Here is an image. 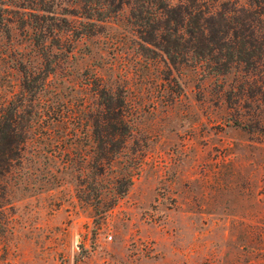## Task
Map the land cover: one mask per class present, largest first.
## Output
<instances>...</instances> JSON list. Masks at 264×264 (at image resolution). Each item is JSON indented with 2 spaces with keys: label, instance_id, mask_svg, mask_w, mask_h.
I'll list each match as a JSON object with an SVG mask.
<instances>
[{
  "label": "rangeland",
  "instance_id": "rangeland-1",
  "mask_svg": "<svg viewBox=\"0 0 264 264\" xmlns=\"http://www.w3.org/2000/svg\"><path fill=\"white\" fill-rule=\"evenodd\" d=\"M51 1L59 29L42 38L13 22L16 7L0 24V114L36 87L24 100L36 114L23 158L0 201V264H264V136L234 122L260 110L225 100L231 75L173 67L141 46L128 6L90 24L73 14L79 0ZM21 11L25 21L38 12ZM102 86L122 93L128 133L99 174L92 117ZM130 170L108 207L113 180ZM82 181L93 184L83 199Z\"/></svg>",
  "mask_w": 264,
  "mask_h": 264
},
{
  "label": "trees",
  "instance_id": "trees-1",
  "mask_svg": "<svg viewBox=\"0 0 264 264\" xmlns=\"http://www.w3.org/2000/svg\"><path fill=\"white\" fill-rule=\"evenodd\" d=\"M238 3V0H178L176 3L171 0H79V11L73 14L93 24L117 14L123 5L128 6V22L141 46L158 49L173 67L189 64L201 67L208 75L221 78L231 75L225 100L236 107L260 110L255 116L243 114L246 121L235 119L234 122L264 136V0H247L246 6ZM9 5L17 8L13 11V22L27 25L41 38L59 29L51 0H0V24L4 26L12 22L7 14L11 12L6 7ZM27 8L38 11L32 15V21H25L26 11L19 12ZM35 45L44 57L49 45L45 41ZM52 69L48 62L43 67L45 72ZM34 88L33 84L24 85L23 95L8 101L0 114V201L5 196V179L20 165L29 139L32 116L36 113L30 105H24V100L35 95ZM97 94L101 110L92 117L97 154L92 167L101 174L102 162L108 166L117 161L128 127L124 121L126 102L122 93L102 86ZM132 175L130 170L115 177L108 207L127 192ZM79 184L77 196L83 199L93 184L85 181ZM92 202L101 204L102 200L95 193Z\"/></svg>",
  "mask_w": 264,
  "mask_h": 264
}]
</instances>
